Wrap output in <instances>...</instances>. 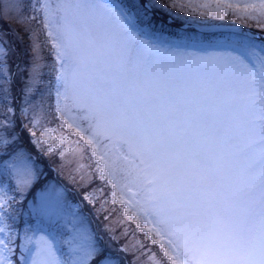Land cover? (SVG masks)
Masks as SVG:
<instances>
[{"label":"snow or ice","instance_id":"obj_1","mask_svg":"<svg viewBox=\"0 0 264 264\" xmlns=\"http://www.w3.org/2000/svg\"><path fill=\"white\" fill-rule=\"evenodd\" d=\"M29 4L43 12L59 64V118L91 148L101 178L115 189L114 201L161 245L169 264H264V47L196 55L153 42L138 30L132 11L110 0ZM14 7L22 14L24 0ZM250 9L264 16V0L243 11ZM41 135L60 143L47 130ZM5 169L18 184L38 178L23 152ZM66 207L62 193L49 187L33 214L58 221ZM6 212L0 200V223ZM82 224L74 219L72 231L80 234ZM66 243L71 264L94 257L105 264L92 237ZM35 245L25 264H67L48 236ZM0 246V264H11L3 239Z\"/></svg>","mask_w":264,"mask_h":264},{"label":"rangeland","instance_id":"obj_2","mask_svg":"<svg viewBox=\"0 0 264 264\" xmlns=\"http://www.w3.org/2000/svg\"><path fill=\"white\" fill-rule=\"evenodd\" d=\"M110 2L119 8L132 11L137 21L139 20V23L149 29L171 30L178 35L177 37L185 39L210 40L200 38L213 37L212 40L216 41V46L213 47H193L183 46L176 41L167 44L148 36L157 44L175 45L185 52L213 56L226 55L233 48L241 45H251L257 49L264 47V16L251 9L248 13L243 11L245 5H259L260 0H132L135 7H130L131 4H124L119 0H110ZM14 3L15 0H0L2 5L0 8V75L9 80L13 74H16L23 89L19 102L21 113L29 116L31 123L27 130V136L30 138L28 144L27 139L24 138L22 141L12 140L15 137L12 133L15 128L13 118L0 122V141H7V143L0 142V146H3L6 149L4 151L8 153L0 156V173L3 172L0 174V200L4 201L7 209L5 216L8 217L0 223V227L5 228V232L0 233V239L6 241L7 234H10L12 259L10 260L7 248H4L3 254L11 261V264L19 260L18 257L21 259L23 257L22 264H25V261L30 258L29 250L35 251L36 239L45 235L55 241L59 259L71 264L73 256L71 247L66 241L74 238V242L79 243L83 237L90 236L97 248L105 254V264L109 261L110 264H168L160 254H163L161 245L155 246L152 237L140 231L135 220L129 219L125 214L126 206L114 201L113 185L107 183V178L100 180L98 161L91 148L88 146V152L85 151L82 137H77L59 118V113L56 111L57 104L59 102L63 105L64 102L56 96L57 84L53 89V102L59 120L56 116H54L55 119L49 117L48 120L46 119L47 110L43 103L35 104L36 100L29 102L28 94L33 95L36 90L42 67L47 65V59L53 58L57 64V70L59 64L46 30L43 28V12L35 13L29 0H24L25 7L21 14L14 7ZM32 3H35V0H32ZM227 4H232L233 7L228 8ZM34 16L35 19H33ZM12 25L20 26L21 34L30 39V57L27 58L25 66L21 67L25 63L20 64L18 70H15V66L14 72L11 70L12 63L8 60L12 43L8 39L7 45L5 38L6 33L10 36L13 34V28L10 27ZM208 30H217V32H203ZM242 31L247 34L244 35ZM17 32L20 33V31ZM15 35L19 36L17 33H14ZM197 37L199 39H196ZM20 39L21 37L17 39L19 43ZM36 44L39 45L37 49L40 73L38 78H35L33 71V49ZM51 63L50 60L49 64ZM48 65L46 70L50 68ZM7 110L13 113L12 106H8ZM45 130L50 133V136L60 141L59 145L41 135ZM16 152H23L28 156L34 170L38 173V178L31 186L18 184L17 175L11 169H5V164L12 162ZM121 166L126 167V164L121 162ZM121 183H124L123 179ZM49 187L61 192L67 204L62 218L58 221L33 214V207L40 193ZM11 203L16 209L21 204L24 205L22 217L31 216L35 222L26 224V227L19 223L11 225L8 215ZM74 219L83 221V231L80 234L72 231ZM28 237H32V242H29ZM156 247L159 248L160 253ZM95 260L94 257L89 264H95Z\"/></svg>","mask_w":264,"mask_h":264},{"label":"trees","instance_id":"obj_3","mask_svg":"<svg viewBox=\"0 0 264 264\" xmlns=\"http://www.w3.org/2000/svg\"><path fill=\"white\" fill-rule=\"evenodd\" d=\"M120 2L124 4L133 5L132 0H120ZM17 31H20V33H18ZM167 31L173 32L171 30H167ZM21 32H22V28L20 26L18 27L13 26V29H12L13 34L11 33L13 37H11L12 35L10 36L9 33L5 34L7 45H8V39L12 43V48L10 49L9 47L10 50L8 54V60L11 61L12 63L11 64L12 72H14L13 68L15 66H16L15 70H18L17 68L21 66L20 64L25 63L21 67L25 66L27 62L26 60H28L27 58L30 57V53H29L30 39L28 36H23ZM14 33L19 34V36L17 35L14 36ZM19 37H21L20 43L17 41ZM22 37H24V39ZM211 38L213 37H202L200 39H211ZM196 39H199V38L197 37ZM50 60L52 61L51 65L49 64ZM47 65L50 66V68L46 70ZM47 65L45 66L43 65L42 70H41V75L38 80L37 88L34 91L33 95L28 94V99H29V102L36 100L35 104H40V102L43 103L44 107L47 110L46 119L48 117L52 119L54 118V116H56L55 105L53 102V89H54V85L56 84V62L51 57V59L49 58L47 59ZM22 90L23 89H22L21 82L19 81L18 78H16V74H13V76H11L9 80L8 79L6 80L2 75H0V122L3 121L4 119H7V118L9 119L10 117L13 118V121L15 122L13 127L15 128L12 133L15 134V137L12 140L22 141V138H24L25 140L27 139L28 144H29L30 138L27 136L28 134L27 130L29 129V124L31 122H30L29 116L21 113V106L19 102L21 99L20 94ZM8 106L13 107V113H9V111L7 110ZM56 118L58 119L57 116ZM4 150L6 149L3 146H0V156L1 157L4 153H6ZM100 180L103 181V179L101 178ZM8 215L10 217L9 221L11 225L15 223H19L20 225H23L27 221L29 222L31 221V216L29 217V220L28 219L25 220L26 218H28L26 216H25L26 218L22 217V215H24V205L22 204L18 206V208L16 209L14 207V204L11 203ZM18 262L19 260L14 262V264H17Z\"/></svg>","mask_w":264,"mask_h":264}]
</instances>
